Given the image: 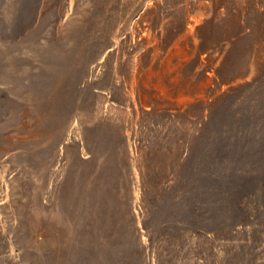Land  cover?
<instances>
[{"label": "rangeland", "instance_id": "1", "mask_svg": "<svg viewBox=\"0 0 264 264\" xmlns=\"http://www.w3.org/2000/svg\"><path fill=\"white\" fill-rule=\"evenodd\" d=\"M0 264H264V0H0Z\"/></svg>", "mask_w": 264, "mask_h": 264}]
</instances>
